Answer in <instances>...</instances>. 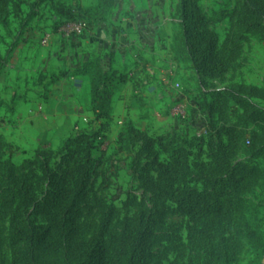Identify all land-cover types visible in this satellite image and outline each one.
<instances>
[{
	"label": "trees",
	"instance_id": "obj_1",
	"mask_svg": "<svg viewBox=\"0 0 264 264\" xmlns=\"http://www.w3.org/2000/svg\"><path fill=\"white\" fill-rule=\"evenodd\" d=\"M115 1L97 0L91 7L57 1L52 4L61 20L57 29L77 21L87 23L90 29L98 28ZM20 3L0 0V20L9 15L18 18ZM178 17L173 48L192 64L201 82L227 73L242 49L245 34H255L264 41V0H243L240 33L227 37L221 50L217 49L214 33L203 31L192 0H180ZM5 63L0 53V74ZM97 74L95 82L89 81L90 111L97 128L74 131L60 141L57 149H36L20 164L0 154V222L7 223L12 252L9 264H42L44 259L58 256L70 264H149L157 231L163 234L161 241L177 244L174 249L179 253L170 264H179V259L186 257L185 251L189 253L186 264L236 263L241 244L234 225L242 209L241 196L256 184L259 173L231 165L238 137L229 127L212 132L207 125L200 137L195 134L201 127L191 137L151 136L134 128L130 120L123 122L115 140L116 153L129 155V169L151 192L153 207L136 217L123 218L114 233L111 225L116 209L109 205L94 234L80 239L78 221L104 204L94 187L92 166L93 153L110 129L111 118L107 107V112L103 108L104 102H110L111 91L106 86L113 76L100 66ZM238 103L245 124L253 127L250 157L264 159V109L244 96H239ZM187 140L195 141L199 149H208L211 167L194 158L185 145ZM5 147L0 137V153ZM38 195L43 196L45 231L33 226L27 216L29 209L40 208ZM168 216L187 218L190 223L185 251H180L183 245L174 237V224L165 223ZM243 235L255 260L264 259L263 235L248 224Z\"/></svg>",
	"mask_w": 264,
	"mask_h": 264
},
{
	"label": "rangeland",
	"instance_id": "obj_2",
	"mask_svg": "<svg viewBox=\"0 0 264 264\" xmlns=\"http://www.w3.org/2000/svg\"><path fill=\"white\" fill-rule=\"evenodd\" d=\"M57 1L66 5L79 4L91 7L97 0H20L18 18L9 15L5 20H0V53L5 56L6 62L8 61L3 75L0 76V137L6 143L0 154L3 159L15 164L31 158L35 151L31 147L21 150L17 144L18 125L24 119L27 128L37 133H49L56 127L58 134L64 136L61 140L73 135L74 131H88L98 127V122L92 119L55 122L34 113L39 110L36 102L39 104L45 102L49 93L65 82L63 80L69 81L67 79L70 77L75 78L84 74L89 81L95 82L99 66L102 70H108L103 57L110 58L111 61L115 56L114 53L107 51L102 57L94 50L88 58H83L78 40L84 35H92L90 30L78 38L68 41L61 39L57 32L61 20L52 8V4ZM192 1L203 31L214 33L218 50L222 49L227 37L240 33L238 26L242 19L243 0ZM179 5L180 0L115 1L104 22L108 29L98 27L94 38L98 44L102 34L113 33L114 29L115 40L126 49L131 65L122 70L109 69L113 78L106 89L113 91L118 84L125 85L129 82L133 91L136 89L141 91L158 76L159 81H165L167 85L179 89L181 93L194 100L199 114H202L201 120L197 118L193 120V108L187 105L185 107L187 120L176 122L186 129L190 128V131L174 135L191 137L197 129L193 131L191 126L205 119L203 127L208 125L212 132L217 128L227 127L233 130L238 137V143L237 151L230 161L231 165L253 169L259 173L256 184L241 196L242 209L234 225L237 239L241 244V252L234 264H264V259L255 260L243 235L244 225L248 224L264 238V159L250 157L253 127L245 124L244 111L238 103L239 96H244L249 103L264 109V41L255 34H245L242 49L230 64L227 73L221 78L201 82L192 64L185 61V58L177 54L173 48L172 36L179 22ZM46 34L50 35V40L47 46H42L40 41ZM5 87L9 91H3ZM252 89L256 91L253 92ZM29 91L33 92L34 96H29L30 99L26 101ZM139 95L137 93L134 97L140 100ZM76 96L82 98L83 93L76 92ZM18 105L19 116L13 120L12 114L18 110ZM172 105L167 109L171 118ZM106 107L109 112L110 102H104L103 109L107 112ZM109 134L110 129L104 142L94 151L92 166L94 187L104 204L91 214L83 215L78 221L81 240H86L94 234L98 229L102 212L109 205L116 209L111 225V232L114 233L119 230L123 218L136 217L141 211L153 207L151 192L145 190L137 176L129 169V155L116 153V138L109 137ZM185 145L195 159L202 160L206 168L211 167L207 148L199 149L198 144L192 140H187ZM159 158L165 159L164 156ZM151 177L154 178L155 174L151 173ZM36 200L40 208L29 209L27 216L33 226L45 231L47 224L41 212L44 207L43 196H36ZM165 223L174 224L176 231L174 237L183 245L180 251H185L187 228L190 226L188 219L168 216ZM162 237V232L155 233L149 264H170L179 253L174 249L176 242L165 243L161 241ZM11 253L7 223L1 221L0 262L9 264ZM185 255L184 259H179V264H186L189 253L185 251ZM42 264L70 263L58 256L46 258Z\"/></svg>",
	"mask_w": 264,
	"mask_h": 264
},
{
	"label": "crops",
	"instance_id": "obj_3",
	"mask_svg": "<svg viewBox=\"0 0 264 264\" xmlns=\"http://www.w3.org/2000/svg\"><path fill=\"white\" fill-rule=\"evenodd\" d=\"M99 28L108 29V26L103 23ZM112 29L113 28H111V30ZM89 30L92 35H84L78 40L81 48L80 54H82L83 58H88L94 50L95 53L102 57L103 54L109 51L114 53L115 56L111 61H109L110 58L103 57L104 60H106L108 70H122L126 68L127 65H131V60L126 49L124 46L118 45L115 40L114 29L113 33L102 34L98 44L94 38L97 28ZM98 47L99 49H97ZM7 64L8 61L5 63V67L0 76L3 75V71L6 69ZM158 78L159 77L156 76L155 80L147 85L145 89H141V91L137 89L133 91V87L131 88L129 82L125 85L118 84L115 86L116 88H113L110 98L109 116L111 118V124L109 137L116 138L123 122L126 120H130L137 130L145 131L151 136H172L175 133L181 134L182 132H189V127V129L182 127L181 124L168 115L167 109L174 103H181L184 107L189 105L193 108V120H196L194 118H197V120L202 119L194 100L181 93L179 89L167 85L165 81H159ZM160 78H162L161 75ZM67 80L70 82L63 80L65 82H63L62 85L59 84L60 86L58 88L60 89L56 88L49 93L45 102L39 104L36 100V105H38L39 110H36L34 113L40 115L43 119L53 120L55 122H75L93 119V115L90 111L91 90L88 78L86 76H77L75 78L70 77ZM3 91H9V89L5 87ZM76 92H82L83 97L76 96ZM137 93L140 94V100L134 97ZM12 95H14V93H12ZM18 96L19 95H17V97ZM29 96H34V93L29 91L27 93V98H25L26 101L30 99ZM19 106L20 105L17 106L18 110L12 114L13 120L18 119ZM198 123L200 124L198 125ZM204 124V120L203 122L194 123L191 129H198L203 127ZM18 128L19 135L16 141L21 150H26V148L30 147L33 148V150L38 148L55 149L60 140L64 137L58 134L56 127L52 128L49 133H37L33 131V129H28L25 119L19 123ZM42 144L45 145V147H43Z\"/></svg>",
	"mask_w": 264,
	"mask_h": 264
},
{
	"label": "built area",
	"instance_id": "obj_4",
	"mask_svg": "<svg viewBox=\"0 0 264 264\" xmlns=\"http://www.w3.org/2000/svg\"><path fill=\"white\" fill-rule=\"evenodd\" d=\"M90 29L89 25L83 21H77V22H67L62 24L57 32L61 39L64 41H68L73 38H78L82 36L86 31ZM50 40V35L46 34L44 37L41 38V45L47 46ZM171 116L177 121L184 122L187 120V115L185 111V107L181 103H174L171 106ZM205 134V128L201 127L197 132L196 136L200 137Z\"/></svg>",
	"mask_w": 264,
	"mask_h": 264
}]
</instances>
